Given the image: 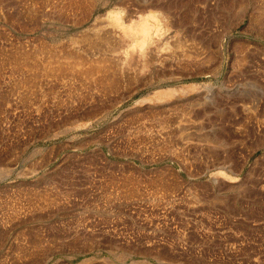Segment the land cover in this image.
I'll return each instance as SVG.
<instances>
[{"label":"rangeland","instance_id":"obj_1","mask_svg":"<svg viewBox=\"0 0 264 264\" xmlns=\"http://www.w3.org/2000/svg\"><path fill=\"white\" fill-rule=\"evenodd\" d=\"M0 264H264V0H0Z\"/></svg>","mask_w":264,"mask_h":264}]
</instances>
